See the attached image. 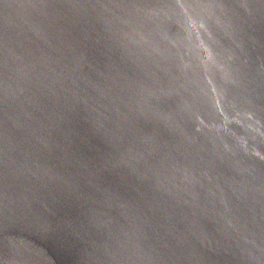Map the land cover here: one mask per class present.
Masks as SVG:
<instances>
[{
    "label": "water",
    "instance_id": "1",
    "mask_svg": "<svg viewBox=\"0 0 264 264\" xmlns=\"http://www.w3.org/2000/svg\"><path fill=\"white\" fill-rule=\"evenodd\" d=\"M0 264H264V0H0Z\"/></svg>",
    "mask_w": 264,
    "mask_h": 264
}]
</instances>
